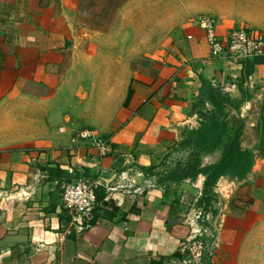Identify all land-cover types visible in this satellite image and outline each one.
Returning <instances> with one entry per match:
<instances>
[{
  "label": "crops",
  "instance_id": "1",
  "mask_svg": "<svg viewBox=\"0 0 264 264\" xmlns=\"http://www.w3.org/2000/svg\"><path fill=\"white\" fill-rule=\"evenodd\" d=\"M192 2L0 0V264H181L186 214L206 176H173L200 152L218 96L230 100L229 116L260 100L263 119L249 173L213 187L211 211L226 216L211 264H264V58L213 56L197 23L214 16L222 37L264 30V0H215V15H202L206 0ZM150 54L147 66L140 59ZM75 70L88 92L123 86L103 94L118 126L100 132L68 112ZM84 129L110 140L113 153L100 157L79 138ZM222 156L202 152L201 167ZM80 174L100 192L86 228L63 203L67 179Z\"/></svg>",
  "mask_w": 264,
  "mask_h": 264
},
{
  "label": "built area",
  "instance_id": "2",
  "mask_svg": "<svg viewBox=\"0 0 264 264\" xmlns=\"http://www.w3.org/2000/svg\"><path fill=\"white\" fill-rule=\"evenodd\" d=\"M197 23L210 45L213 56L239 63L258 57L264 58V30L242 26L222 37L218 34V20L214 16L203 15L197 19ZM78 136L81 140L90 142L100 157L113 153L112 142L101 138L95 130L84 129ZM98 185L85 176L64 185V206L72 217L77 218L82 228L90 226L95 219ZM225 216L222 208L215 213L206 210L198 200L191 205L186 218L190 234L182 243L185 257L181 264H211V259L220 247Z\"/></svg>",
  "mask_w": 264,
  "mask_h": 264
},
{
  "label": "trees",
  "instance_id": "3",
  "mask_svg": "<svg viewBox=\"0 0 264 264\" xmlns=\"http://www.w3.org/2000/svg\"><path fill=\"white\" fill-rule=\"evenodd\" d=\"M247 61L251 60H246L245 62ZM131 93L132 90H130L129 94ZM212 100L216 110L203 123L202 129L198 134L201 146L200 152L193 153V158L189 164L179 173L175 172L173 176V179L195 178L199 174L206 176L205 193L200 201V205L205 207L206 210H211L213 207L215 196L212 190L219 179L227 175L242 178L249 173L254 162L253 150L244 149L240 142L244 125L233 126L232 122L228 120L227 104L230 100L222 96L213 97ZM216 148L223 149L222 159L216 164L201 167V153L213 151ZM82 177L84 176L80 174L75 179ZM75 179L69 177L66 183ZM99 194L98 187V198Z\"/></svg>",
  "mask_w": 264,
  "mask_h": 264
},
{
  "label": "rangeland",
  "instance_id": "4",
  "mask_svg": "<svg viewBox=\"0 0 264 264\" xmlns=\"http://www.w3.org/2000/svg\"><path fill=\"white\" fill-rule=\"evenodd\" d=\"M194 5L196 2L195 0H192ZM199 2L200 0H196ZM206 4L204 5L205 8H208L207 12L202 13L203 14H213L211 9L215 6V0H206ZM198 6L200 3L197 4ZM202 6V4H201ZM201 15V14H200ZM199 15V16H200ZM88 48H85L87 50ZM103 54H100L102 56ZM107 56H113L112 54L108 53ZM134 55V54H133ZM153 57L150 55H144L142 60L145 64L151 63V60ZM139 60V59H138ZM81 62H88V58H81ZM87 71V70H85ZM74 73V74H73ZM83 73L78 70H75L72 72V74H69V84L65 86L64 89V97H65V108L68 109V112H75L77 114V119L82 122L81 125L83 126H94L97 128L100 132H102V128L112 127L113 125H117L114 121L113 112H110L108 109V106H110L113 102L109 99L103 98V94L106 91V94L109 96L110 93H116V95L119 93V89L123 88L121 85H111L109 88L108 86L97 84L96 86L93 85L91 87V92H88L86 82L78 83V78ZM106 89V90H105ZM71 110V111H70ZM91 120V121H90ZM85 121V122H84ZM97 133V132H96ZM98 134V133H97ZM103 134H106L103 132ZM188 216V212L186 214V218ZM185 218V222H186Z\"/></svg>",
  "mask_w": 264,
  "mask_h": 264
},
{
  "label": "water",
  "instance_id": "5",
  "mask_svg": "<svg viewBox=\"0 0 264 264\" xmlns=\"http://www.w3.org/2000/svg\"><path fill=\"white\" fill-rule=\"evenodd\" d=\"M263 104L260 100H254L245 108L242 116H238L235 111H230V120L233 126L244 125L240 142L244 149L252 150L260 141L261 125L263 119Z\"/></svg>",
  "mask_w": 264,
  "mask_h": 264
}]
</instances>
